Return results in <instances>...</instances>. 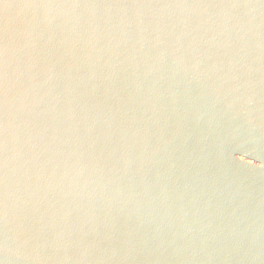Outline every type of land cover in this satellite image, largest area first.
Masks as SVG:
<instances>
[{
	"label": "water",
	"instance_id": "1",
	"mask_svg": "<svg viewBox=\"0 0 264 264\" xmlns=\"http://www.w3.org/2000/svg\"><path fill=\"white\" fill-rule=\"evenodd\" d=\"M0 264H264V0H0Z\"/></svg>",
	"mask_w": 264,
	"mask_h": 264
}]
</instances>
